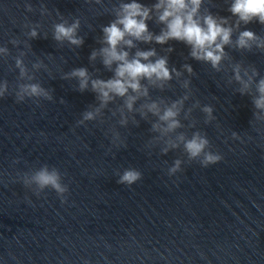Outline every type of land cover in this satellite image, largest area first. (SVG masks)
Masks as SVG:
<instances>
[{
  "label": "clouds",
  "instance_id": "9594fccd",
  "mask_svg": "<svg viewBox=\"0 0 264 264\" xmlns=\"http://www.w3.org/2000/svg\"><path fill=\"white\" fill-rule=\"evenodd\" d=\"M86 3L104 5V0H85ZM205 0H156L148 6L137 2V0H118L111 9H105L114 19L108 25L101 26L102 36L99 38L101 47L94 49L89 56L90 62L98 58L103 67L112 72L108 79L93 77L88 68H74L71 72L65 73L63 79H75L77 89L83 93L91 90L95 93L97 104L90 105L89 109L82 113V118L77 125H85L86 122H104L105 109L117 101L120 103L115 109H109L112 116H119L118 123L126 127L131 121L138 124L136 116L143 120L149 117L155 119L151 122L150 131L155 135L149 140L146 147L153 148L160 146V153L166 155L171 150L181 149L186 159L177 158L167 169L169 177L182 172V165L185 163L197 162L201 167L207 168L210 165L219 163L224 159L218 151L212 150V145L207 134L196 130L189 136L180 129L195 128L196 121L192 118L194 109L199 108L204 114V123H211L216 119L214 108L211 105H201L197 100L192 107L185 108V102L190 99V92L186 91L177 99L165 98L152 99L150 89L164 91L170 84L173 77L179 79L183 72L175 67H169L168 57L159 56L155 48L141 50L137 42L167 44L170 40L181 41L190 47V57L210 64L212 69L221 71L222 63L231 57L225 51L226 47L234 48L242 52H252L253 49L264 53V36L258 35L252 30H241L242 25L258 22L264 25V0H231L228 12L229 17L213 14L209 8L204 7ZM28 12H33L31 3H26ZM40 15L46 16L51 13L44 5L39 9ZM59 22L52 25V39L60 45L67 42L69 45L80 47L84 38L79 35L81 20L79 17L70 22L64 18L57 9ZM233 17L235 18L233 20ZM163 25L159 34L149 30L148 21ZM24 28L28 29L25 35L29 40L41 37L40 29L42 24L25 23ZM235 35V39L233 36ZM43 38H47V33ZM13 46H19L21 40L12 39ZM25 48H30L28 40L23 41ZM135 48L134 54L130 50ZM170 53L171 47L167 49ZM25 51H20L14 58L15 69L18 70L17 83L11 87L7 80H0V98L13 95L17 103H23L31 99L39 105L41 100L52 101V90L41 85L36 80L34 72L47 65L42 60L32 63L31 70L24 62ZM10 55L7 46H0V59H6ZM153 58H155L153 60ZM183 70L189 75L193 74L190 64H184ZM232 76L229 83H236V93L241 96L251 97L254 108L250 125L260 132L264 129V75L253 66H245L241 62L231 64ZM191 81L184 80L182 87L189 89ZM61 98V103H63ZM182 119L189 121L187 125ZM111 143L117 148L126 146L119 131L113 127L110 129ZM233 140L245 143L236 131L231 133ZM249 140L253 139L251 136ZM111 149H109L110 151ZM16 160L14 163H18ZM64 174L56 167L42 164L38 168L24 172L19 175V181L40 196L46 189L54 191L61 203H67L69 186L63 182ZM117 183L132 186L142 179V173L136 168H126L117 173ZM85 264H88L85 261Z\"/></svg>",
  "mask_w": 264,
  "mask_h": 264
}]
</instances>
